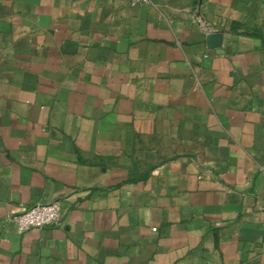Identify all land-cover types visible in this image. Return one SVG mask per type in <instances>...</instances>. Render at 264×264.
Segmentation results:
<instances>
[{
  "label": "crops",
  "instance_id": "obj_1",
  "mask_svg": "<svg viewBox=\"0 0 264 264\" xmlns=\"http://www.w3.org/2000/svg\"><path fill=\"white\" fill-rule=\"evenodd\" d=\"M0 264H264V0H0Z\"/></svg>",
  "mask_w": 264,
  "mask_h": 264
},
{
  "label": "built area",
  "instance_id": "obj_2",
  "mask_svg": "<svg viewBox=\"0 0 264 264\" xmlns=\"http://www.w3.org/2000/svg\"><path fill=\"white\" fill-rule=\"evenodd\" d=\"M131 6L149 4L150 0H125ZM8 220L12 222L18 233H24L32 229L57 226L61 223V207L58 201L45 205H36L29 210L13 214Z\"/></svg>",
  "mask_w": 264,
  "mask_h": 264
},
{
  "label": "water",
  "instance_id": "obj_3",
  "mask_svg": "<svg viewBox=\"0 0 264 264\" xmlns=\"http://www.w3.org/2000/svg\"><path fill=\"white\" fill-rule=\"evenodd\" d=\"M221 38H222V35L221 34L207 35L206 36L207 45L210 48H215V46H216L215 39H221ZM218 46H220V45H218Z\"/></svg>",
  "mask_w": 264,
  "mask_h": 264
}]
</instances>
